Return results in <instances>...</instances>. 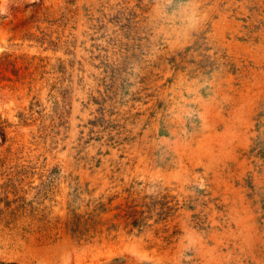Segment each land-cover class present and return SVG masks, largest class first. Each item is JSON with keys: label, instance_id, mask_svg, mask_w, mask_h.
Masks as SVG:
<instances>
[{"label": "rangeland", "instance_id": "rangeland-1", "mask_svg": "<svg viewBox=\"0 0 264 264\" xmlns=\"http://www.w3.org/2000/svg\"><path fill=\"white\" fill-rule=\"evenodd\" d=\"M0 264H264V0H0Z\"/></svg>", "mask_w": 264, "mask_h": 264}, {"label": "trees", "instance_id": "trees-1", "mask_svg": "<svg viewBox=\"0 0 264 264\" xmlns=\"http://www.w3.org/2000/svg\"><path fill=\"white\" fill-rule=\"evenodd\" d=\"M130 207H131V205H128L125 209H122V211H125V213L124 214H116L115 216H117V217H123L124 218V220H125V222H126V224H128V225H130V226H132V227H138L139 225H141L140 223L142 222V219H144L143 217H141L140 215V213H139V210H130ZM93 220V217H92V215L89 213L88 214V216L86 217V218H83L82 216H79V217H77V216H75L74 217V222L76 223V225L78 224H80V223H86V222H89L90 224L89 225H91L90 227H92V225H94V220ZM79 228H73V232L75 233V232H79V230H78Z\"/></svg>", "mask_w": 264, "mask_h": 264}]
</instances>
